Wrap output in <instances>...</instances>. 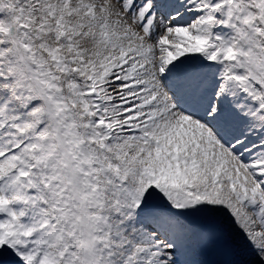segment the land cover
I'll list each match as a JSON object with an SVG mask.
<instances>
[{"label":"snow or ice","instance_id":"1","mask_svg":"<svg viewBox=\"0 0 264 264\" xmlns=\"http://www.w3.org/2000/svg\"><path fill=\"white\" fill-rule=\"evenodd\" d=\"M0 264H264V0H0Z\"/></svg>","mask_w":264,"mask_h":264}]
</instances>
